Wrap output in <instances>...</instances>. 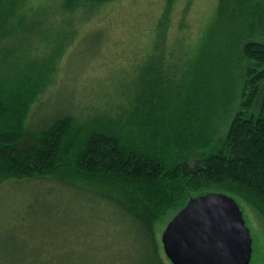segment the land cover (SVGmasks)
Here are the masks:
<instances>
[{
	"label": "trees",
	"instance_id": "16d2710c",
	"mask_svg": "<svg viewBox=\"0 0 264 264\" xmlns=\"http://www.w3.org/2000/svg\"><path fill=\"white\" fill-rule=\"evenodd\" d=\"M118 1L58 0L51 11L57 22L44 26V8L15 20L13 12H3L11 0H0V185L14 181L49 188L58 199L74 190L84 207L89 204L82 228L90 233L83 238L97 247L67 252L63 262L61 257L49 264H171L157 226L167 224L190 200L211 192L240 198L264 213V41L249 35L241 42L240 104L220 141L213 140L217 127L210 123L202 127L188 119L178 124L154 113L152 119L124 117L114 130L112 107L122 113L124 105L156 103L149 92L158 95L161 85L151 79L153 71L150 77L143 71L146 89L144 83L130 87L126 73L105 80L93 105L90 101L70 109L67 99L57 98L63 81L57 66L80 40L104 44L109 25L95 32L89 27ZM228 2L221 0L218 27L227 20ZM251 5L264 15V0L238 2L237 23ZM164 24L157 25L161 33ZM257 31L264 37V28ZM39 44L40 58H34L31 49ZM93 54L90 60L100 56ZM178 88L170 105L183 103L187 89ZM99 107L107 109L105 115H95ZM5 252L3 247L1 260Z\"/></svg>",
	"mask_w": 264,
	"mask_h": 264
},
{
	"label": "rangeland",
	"instance_id": "374dc122",
	"mask_svg": "<svg viewBox=\"0 0 264 264\" xmlns=\"http://www.w3.org/2000/svg\"><path fill=\"white\" fill-rule=\"evenodd\" d=\"M57 1L11 0V6L7 4L3 12H13L12 16L17 20L22 14L30 15L27 12L44 8L46 12L40 20L42 25L48 26L57 22L52 20L56 16L51 13L54 10L52 4ZM167 2L119 0L106 7L89 27L91 32H95L100 25H109L110 29L105 28L104 44L80 40L59 61L57 67H62V70L58 76L63 81L58 87L57 98L60 101L61 98L67 99L70 109L81 108L83 103L88 105L90 101L93 105L99 100L98 89L105 80L111 82L126 73L130 87H135L136 83L146 85L141 80L143 71L149 77L153 71L151 79L156 85H161L158 95L149 92L150 99L157 100L156 103L124 105L120 109L124 110L123 114L115 112L112 107L109 114L114 130H119L124 117L127 120L152 119L154 113L158 118L178 124L188 119L195 125L210 123L213 128L217 127L213 140L220 141L240 104L244 63L241 42L249 35L264 41L257 31L264 28V15L259 14L258 6L251 5L244 9L246 16L237 23L236 3L245 0H229V5L232 2L231 9L224 14L227 20L218 27L221 0ZM167 8L169 13L165 15ZM162 20L165 24L161 33L157 25ZM249 27L252 34L247 31ZM40 45L31 49L34 58H40L37 54ZM99 52L98 58L90 60L93 53ZM180 85L187 89L183 103L170 105L181 89L178 88ZM167 103L169 106H165ZM106 111L105 107H99L95 115H105ZM211 130H206L205 135H209ZM160 137L167 138L166 134ZM42 188L18 186L14 181L0 185V257L2 248L6 249L0 264H49L51 259L59 263L61 257L63 262L67 252L97 248L83 238L85 233H90L82 228L83 212L88 211L89 204L84 207L74 190H71L72 194L67 192L58 199L56 191L43 188L44 194L37 198L36 193ZM235 200L252 239L250 264H264V213L252 203L237 197ZM165 223L157 226L159 239L167 225Z\"/></svg>",
	"mask_w": 264,
	"mask_h": 264
},
{
	"label": "water",
	"instance_id": "95a60500",
	"mask_svg": "<svg viewBox=\"0 0 264 264\" xmlns=\"http://www.w3.org/2000/svg\"><path fill=\"white\" fill-rule=\"evenodd\" d=\"M171 264H250L252 239L238 203L211 192L190 200L161 234Z\"/></svg>",
	"mask_w": 264,
	"mask_h": 264
}]
</instances>
